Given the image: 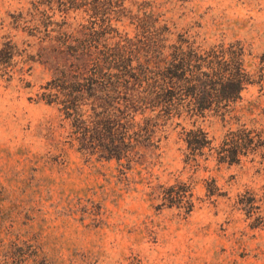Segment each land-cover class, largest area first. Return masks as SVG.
Masks as SVG:
<instances>
[{
    "label": "rangeland",
    "instance_id": "rangeland-1",
    "mask_svg": "<svg viewBox=\"0 0 264 264\" xmlns=\"http://www.w3.org/2000/svg\"><path fill=\"white\" fill-rule=\"evenodd\" d=\"M144 35L165 54L180 36L241 47L250 82L229 124L145 119L160 52L124 68ZM193 123L213 145L243 123L259 148L193 159ZM0 264H264V0H0Z\"/></svg>",
    "mask_w": 264,
    "mask_h": 264
},
{
    "label": "trees",
    "instance_id": "trees-1",
    "mask_svg": "<svg viewBox=\"0 0 264 264\" xmlns=\"http://www.w3.org/2000/svg\"><path fill=\"white\" fill-rule=\"evenodd\" d=\"M157 30L155 29V31ZM160 30L166 32L167 29L163 27ZM144 37L145 42L142 47L136 51L135 49L129 50V62L124 65V68L134 74L132 58L135 57L138 60L137 65L144 71L143 65L149 64L155 57L154 53L160 52L162 58L158 60L156 71L153 72L155 76H150L148 83L150 93L147 97L149 107L154 111V114L145 117V119L156 122L157 118H161L163 123H166L168 120L182 116L184 112L196 117H204L207 113H213L218 115L224 123L229 124L230 119L233 118V115L230 114L231 103L240 98L244 85L250 82L249 74L243 68L241 47L238 48V51H232L219 43L209 46L207 49H201L196 47L193 41L189 42L187 38L180 36L175 42L168 45L170 50L165 54L163 44L155 39L152 40L150 36L144 35ZM116 48L115 57L121 58L120 56L124 52L123 46L118 44ZM139 52L144 53L140 55ZM141 56L145 63L139 61ZM73 58L78 62V66L86 65L84 64L85 60L81 57ZM101 59L98 57L95 63L97 71H101L104 65L108 64L105 61L102 63ZM111 83L113 84L112 81ZM112 90L113 93L107 92L105 96L101 93V97L103 96L104 100L107 97L110 100L113 99L115 95H118L114 84ZM155 109L159 111L155 113ZM117 111L118 113L113 114V119L117 118L116 123L123 126V123L120 122L121 118L126 119V124L130 123L128 117H132L134 114L131 113L128 105L117 107ZM110 117L112 116L105 112V119H110ZM180 132L187 148L194 156L193 159L196 154L207 148L214 152L218 162L234 163L239 161L241 155L259 148L255 141L257 135L254 134V129L246 127L243 123L235 127L229 125L224 132L222 141L217 145L212 144L213 140L209 137L208 132L200 125L193 123L190 128L183 126ZM256 200L253 197L251 201H246L249 204L248 213H253L252 208H254L253 204Z\"/></svg>",
    "mask_w": 264,
    "mask_h": 264
}]
</instances>
